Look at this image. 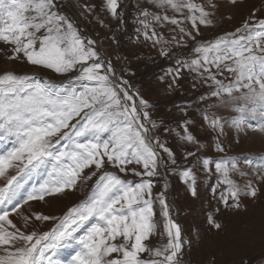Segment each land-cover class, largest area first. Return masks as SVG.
I'll return each mask as SVG.
<instances>
[{"label":"snow or ice","instance_id":"6c2138e0","mask_svg":"<svg viewBox=\"0 0 264 264\" xmlns=\"http://www.w3.org/2000/svg\"><path fill=\"white\" fill-rule=\"evenodd\" d=\"M153 2L159 8L182 14L185 20L191 21L196 34H199V25L212 24L219 7L217 0H207L206 5L192 0ZM229 3L236 6L238 0H229ZM59 7V0H0V41L13 46L11 59L26 58L30 64L56 73H68L80 65L77 79L96 82L92 87L84 85L83 91L73 89L64 95L47 84L33 83L11 73L0 74V138L14 137L16 145L0 156V178L4 180L0 186V205L11 204L12 211H17L21 203L42 201L47 195L74 189L78 180H90L106 164L118 168L121 173L131 171L136 176L152 177L159 163L157 148L173 157L164 143L149 135L150 130L144 123L150 119L149 112L141 111L135 103H128L133 101V96L114 83V67L99 62L100 56L94 47L96 42L82 39L74 23L59 11ZM93 7L85 5L87 11H92ZM105 8L112 17L118 18V0H106ZM143 15L145 19L140 21L145 29L143 34L146 39H152L156 32L153 29L149 35L148 13ZM152 19L178 27L181 24L175 16L153 15ZM254 20L255 17H250L242 28L196 47L194 51L200 55L190 62H178L179 67L174 70L176 77L185 68L206 75L215 86L211 97L236 113L230 122L237 129L245 125L253 127L248 121L257 117L264 124V18ZM179 31L195 39L192 31L186 32L183 27H179ZM161 54L168 55L167 51ZM88 61L92 63L89 65ZM102 68L104 73L100 74ZM225 72L232 74L234 81L225 83L217 78ZM139 104L145 109L149 106L143 99ZM203 119L213 131L223 130L221 118L215 113L205 112ZM103 132H110L111 137L101 142L100 133ZM184 132V139L194 142L187 127ZM53 137L59 138L53 143ZM62 140L66 143L63 150H59L56 145ZM217 148L224 151L220 144ZM171 162L175 164V159ZM209 163L207 159L203 161L205 167ZM245 163L255 166L252 160ZM48 164L51 167L47 179L38 188L33 186L26 192L22 201L13 204L24 187L19 178L31 176ZM132 164L140 165L143 171L127 167ZM93 166L95 171L82 177L84 170ZM229 166L235 170L237 162L215 163L216 170L224 175L223 183L229 186L228 194L221 195L220 199L225 207L239 209L241 195L254 198L258 187L249 184L241 189L228 178ZM9 169H14L16 174L10 175ZM182 179L185 183H195L191 170H183ZM152 186L151 180L133 186L104 171L85 201L69 209L51 232L39 235L35 231L30 234L21 231L9 219V208L0 209V222L14 229L9 231L0 224V245L11 246L2 249L6 255H0V264H60L49 252L54 255L57 248L68 246L72 241L80 250L69 264H180L181 227L170 218L164 226L167 243L162 247H153L150 243L157 230L153 219ZM191 192L196 195L194 187ZM159 203L163 216L168 218L169 205L163 194ZM93 218L96 222L88 227L85 235L77 238L75 233ZM27 219L25 217L26 224ZM49 219L47 215H35L36 221ZM209 222L216 229L222 227L211 216ZM141 254H147L148 258H142Z\"/></svg>","mask_w":264,"mask_h":264},{"label":"rangeland","instance_id":"374dc122","mask_svg":"<svg viewBox=\"0 0 264 264\" xmlns=\"http://www.w3.org/2000/svg\"><path fill=\"white\" fill-rule=\"evenodd\" d=\"M192 2L206 5L207 0ZM217 2L219 7L212 17V24L199 25V34H196L190 20H185L182 14L171 9L157 7L153 0H118V18L106 11V0H59V11L74 23L81 38L85 41L94 40L99 56L105 54L104 59L114 67L121 87L133 96V101L128 103H135L141 111L149 112L150 119L144 121L150 130L149 135L159 139L171 150L175 164L167 153L157 148L159 163L152 177L136 176L131 171L121 173L118 168L106 164L90 180H78L74 189L47 195L42 201L21 203L17 211L11 210V204L0 205V209L9 208V219L17 228L26 234L33 231L38 235L51 232L68 214L69 209L85 201L95 190L99 176L108 171L133 186L144 180L152 181L153 219L157 223V230L150 243L153 247H162L167 243L164 226L170 218L181 227L183 249L180 264H264V124L257 117L248 121L253 127L245 125L241 129L235 128L230 121L236 113L222 107L216 98L211 97L210 92L215 86L211 80L206 79V75L201 76L185 68L176 77L174 71L179 67L178 62H190L200 55L195 53L196 47L213 42L225 33H233L235 29L242 28L245 20L250 17H255V20L264 18V0H238L236 6H232L229 0ZM74 3L86 15L83 11L78 13ZM85 5L94 6L93 10L87 11ZM144 12L148 13L149 35L153 29L156 32L152 39H146L143 34L145 29L140 21L145 19ZM153 15L175 16L181 21L179 27H183L186 32L192 31L195 39L180 33L176 25L153 20ZM157 38L159 42H156ZM12 47L0 41V74L11 73L33 83L47 84L64 95L73 89L83 91L84 85H96V82L77 79L80 65L68 73H56L44 66L30 64L26 58L11 59ZM163 51H167L168 55H162ZM91 63L88 61L89 65ZM99 71L100 74L104 73L103 68ZM69 77L73 82L68 83ZM217 78L225 83L235 79L227 72ZM124 81L128 82L127 85L123 84ZM141 99L148 102L146 109L140 106ZM205 112L215 113L221 118L222 131L212 130L203 119ZM185 127L188 134L194 137V142L184 139ZM110 137V132L100 133L101 142ZM58 138L53 137V143ZM14 140V137L0 138V156L6 155L16 146ZM65 143L62 140L56 148L63 150ZM217 144L223 146V152L217 148ZM205 159L210 161L207 167L203 164ZM247 160L254 161L255 166H249L245 163ZM220 161L237 162L235 170L229 166L228 178L241 189L249 184L258 187L254 198L241 195L239 209L225 207L220 199L221 195L228 194L229 187L223 183V173L215 168V163ZM50 167L48 164L31 176L22 175L19 179L24 187L12 203L22 201L33 186L38 188L47 179ZM127 167L143 171L140 165ZM183 170H191L194 184L183 181ZM92 171H95L94 166L85 169L82 177ZM9 174L15 175L16 171L9 169ZM3 184L4 180L0 178V186ZM192 187L196 195H192ZM161 194L169 205L168 218L163 216L159 203ZM37 214L47 215L50 219L36 221ZM210 216L222 225L220 229L214 228L209 222ZM25 217L28 218L27 224ZM95 222V218L90 220L75 233L76 237L85 235L88 227ZM0 224L14 231L5 222ZM5 247L11 248L0 245V255H6L2 250ZM79 250L80 246L72 241L68 246L57 248L54 255L52 252L49 255L60 264H69ZM141 256L148 258L147 254Z\"/></svg>","mask_w":264,"mask_h":264},{"label":"bare ground","instance_id":"6f19581e","mask_svg":"<svg viewBox=\"0 0 264 264\" xmlns=\"http://www.w3.org/2000/svg\"><path fill=\"white\" fill-rule=\"evenodd\" d=\"M103 60L106 61L104 58H103ZM70 82H72V79L69 78V79H68V83H70ZM77 83H78V82L76 81V84H77ZM49 202H50V201H49ZM45 209H46V208H45Z\"/></svg>","mask_w":264,"mask_h":264},{"label":"built area","instance_id":"2783aa9c","mask_svg":"<svg viewBox=\"0 0 264 264\" xmlns=\"http://www.w3.org/2000/svg\"><path fill=\"white\" fill-rule=\"evenodd\" d=\"M115 75V74H114ZM110 78H111V74H110ZM115 84H117V80H116V76H115V81H114Z\"/></svg>","mask_w":264,"mask_h":264}]
</instances>
